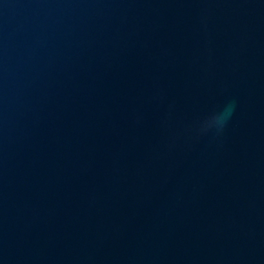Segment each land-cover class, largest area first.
Returning a JSON list of instances; mask_svg holds the SVG:
<instances>
[{"label": "water", "instance_id": "obj_1", "mask_svg": "<svg viewBox=\"0 0 264 264\" xmlns=\"http://www.w3.org/2000/svg\"><path fill=\"white\" fill-rule=\"evenodd\" d=\"M0 264H264V0H0Z\"/></svg>", "mask_w": 264, "mask_h": 264}, {"label": "clouds", "instance_id": "obj_2", "mask_svg": "<svg viewBox=\"0 0 264 264\" xmlns=\"http://www.w3.org/2000/svg\"><path fill=\"white\" fill-rule=\"evenodd\" d=\"M234 108L235 101H230L222 110L214 112L203 119L200 122L199 130L202 132H207L211 129H215L217 132L223 131Z\"/></svg>", "mask_w": 264, "mask_h": 264}]
</instances>
